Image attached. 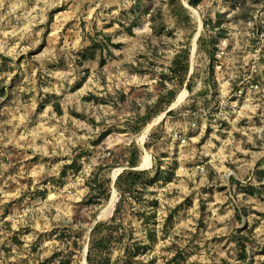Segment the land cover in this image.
Wrapping results in <instances>:
<instances>
[{
  "label": "rangeland",
  "instance_id": "rangeland-1",
  "mask_svg": "<svg viewBox=\"0 0 264 264\" xmlns=\"http://www.w3.org/2000/svg\"><path fill=\"white\" fill-rule=\"evenodd\" d=\"M181 1L191 14L187 23L172 15L169 0H0V264H89L92 228L116 209V175L128 169L133 141L142 150L136 169L167 168L175 160L178 169L172 182L150 186L143 202L126 203L132 238L150 245L132 264H178L176 254L180 264H250L251 255L253 264H264V191L245 194L234 181L260 185L254 171L264 156V114L232 97L261 0H203L198 7ZM217 13L227 35L216 45L214 86L209 55L196 37L215 34L204 21ZM161 23L167 31H159ZM100 32L122 45H111L113 55L104 51V66L99 53L81 63L79 51ZM188 44L192 92L164 78ZM162 83L177 89L173 113L155 116L142 141L149 123L135 133L134 121L165 92ZM183 90L185 99L175 104ZM146 154L150 167L143 166ZM75 159L77 172L67 168ZM95 172L109 180L111 196L89 203ZM153 210L155 223L145 222L141 212ZM237 236L250 237L246 261ZM132 241L126 235L113 243V264H124Z\"/></svg>",
  "mask_w": 264,
  "mask_h": 264
},
{
  "label": "trees",
  "instance_id": "trees-1",
  "mask_svg": "<svg viewBox=\"0 0 264 264\" xmlns=\"http://www.w3.org/2000/svg\"><path fill=\"white\" fill-rule=\"evenodd\" d=\"M188 3L193 7H198L203 0H187ZM233 5H236L238 0H228ZM169 4L171 7L172 15L176 18L178 22L187 23L191 18V14L189 13L188 8L183 4L181 0H169ZM136 9V10H135ZM140 9L139 4L135 5L131 11L136 13V11ZM149 10V9H148ZM223 16L222 13H217V19L213 21L212 19H208L209 22L204 21V27H211V29L215 30V34L209 35V40H207L206 36L202 34L199 37V47L201 50H204L208 53L210 58L209 64V75L211 78V82L214 86H216L217 80L214 78L215 73V55H216V45L220 42L221 39L226 38L227 32L223 28ZM137 20H135L130 26L127 27V31L129 33L133 32V28L137 26ZM161 26L158 27L159 31H167V27L165 23H161ZM157 29V28H155ZM157 31V30H156ZM169 33H172L169 31ZM111 45L119 47L122 43H114L112 37L105 33L100 32L96 37L92 38L91 43L79 51V61L82 63L85 60L95 59L97 57V53L100 54V66H104L107 63V58L104 56V51L109 55H113V51L111 49ZM190 55L191 49L189 44L179 50L170 66V75H164L165 80L175 81L177 80L178 86L182 88L186 83V88L192 92L194 84V74L188 78L190 71ZM0 56H2L0 54ZM5 59V56H2ZM86 74L83 78L78 81L74 89H78L82 86L84 80L86 79ZM163 84V83H162ZM165 88V92L162 93L156 104L147 106L144 113H137L136 120L133 124V129L135 133H140L144 129V127L157 115L162 112H166L170 105L175 101L177 96V89L175 87L168 88L166 84H163ZM2 93V92H0ZM89 97H96L94 94H91ZM55 104L56 109L61 113L62 107L59 101L53 102ZM42 106H45V103H42ZM173 110H169L167 112V116L171 115ZM150 124V123H149ZM148 124V125H149ZM111 129H106L100 134V138L98 141H103L110 133ZM156 133H151L152 137H155ZM146 146H149V143H146ZM142 150L138 146L136 142H132L130 146V150L128 152V156L126 159L128 169L123 170L116 179L115 186L118 190V202L116 205V209L108 221H100L98 222L91 231L90 240H89V249H88V263L89 264H113V260L111 257V252L113 248V243L117 241H122L123 238L128 235L133 240L130 244L124 247V264H132L133 259L145 254L147 250H149L150 245L146 244L140 240H134L132 229L127 227L124 222V216L127 211L126 203L132 205V203H140L145 199V192L149 189L150 186L158 184L160 182H172L176 175V170L178 169V161L175 160L173 165L162 168V165L158 164L153 169H136L139 167L141 162ZM107 165V164H106ZM114 166H121L119 163L114 164ZM105 167V166H104ZM67 168L72 169L77 172L81 169V164L78 160H74L71 164L67 166ZM103 168V167H100ZM66 171L63 172V175H66ZM255 178L260 182V185L255 184H247L243 185L238 180H234L240 189L241 192L250 195L262 194L264 191V156L257 162L255 171ZM108 179H101L99 176V172H95L91 181H89V186L91 188V192L87 198L89 203H95L98 199L104 198L105 200H109L111 196V191L108 186ZM46 196V192H43V197ZM133 200V202L129 200ZM190 201V199H188ZM154 204L158 205V199H154ZM238 215L241 218L242 213L238 210ZM138 213V212H137ZM245 215L247 214L246 210L243 212ZM141 216L144 217L145 222H154L156 218V210H153L149 213L147 211L141 212ZM252 233V229L250 230ZM152 238H156V234L151 231ZM236 244L238 246L239 259L246 261L249 257L247 251V241L250 240V237L247 236H237L235 238ZM180 255V254H179ZM174 261L178 260V254L174 256ZM250 264H253L255 259L254 256L251 255V259L249 260ZM66 264H71L70 260L64 261ZM229 264L228 262H225Z\"/></svg>",
  "mask_w": 264,
  "mask_h": 264
},
{
  "label": "built area",
  "instance_id": "built-area-1",
  "mask_svg": "<svg viewBox=\"0 0 264 264\" xmlns=\"http://www.w3.org/2000/svg\"><path fill=\"white\" fill-rule=\"evenodd\" d=\"M247 35L248 53L243 59L244 70L232 97L237 98L236 103L244 100L248 104H255L264 114V0H261L249 22ZM182 143H186L185 138Z\"/></svg>",
  "mask_w": 264,
  "mask_h": 264
},
{
  "label": "bare ground",
  "instance_id": "bare-ground-1",
  "mask_svg": "<svg viewBox=\"0 0 264 264\" xmlns=\"http://www.w3.org/2000/svg\"><path fill=\"white\" fill-rule=\"evenodd\" d=\"M195 11V10H194ZM186 95H187V91L186 90H183L179 95H178V98H177V101L175 102V104H178V103H180V102H182L184 99H185V97H186ZM174 105V104H173ZM180 105V104H179ZM176 107V106H175ZM162 116L163 115H161V116H159L158 117V120H160L161 118H162ZM157 120V119H156ZM152 126V123H150L147 127H146V129H145V132H144V134L142 135V141H143V139L146 137V134H147V132H148V130L150 129V127ZM150 132V131H149ZM143 143V142H142ZM143 166L144 167H150L151 166V159H150V156H149V154H146L145 156H144V160H143ZM148 169V168H147ZM117 172V171H116Z\"/></svg>",
  "mask_w": 264,
  "mask_h": 264
},
{
  "label": "water",
  "instance_id": "water-1",
  "mask_svg": "<svg viewBox=\"0 0 264 264\" xmlns=\"http://www.w3.org/2000/svg\"><path fill=\"white\" fill-rule=\"evenodd\" d=\"M188 6H190L189 4H188ZM199 36H200V32H198V36L196 37V40L199 38ZM173 108L172 107H170L166 112H165V114L162 116V118L161 119H163L164 117H165V115L167 114V112L169 111V110H172ZM123 171V170H122ZM121 171V172H122ZM121 172H119L117 175H116V179H117V177L119 176V174L121 173ZM87 254H88V249H87Z\"/></svg>",
  "mask_w": 264,
  "mask_h": 264
},
{
  "label": "crops",
  "instance_id": "crops-1",
  "mask_svg": "<svg viewBox=\"0 0 264 264\" xmlns=\"http://www.w3.org/2000/svg\"><path fill=\"white\" fill-rule=\"evenodd\" d=\"M257 164V163H256ZM255 167H256V165H255Z\"/></svg>",
  "mask_w": 264,
  "mask_h": 264
}]
</instances>
